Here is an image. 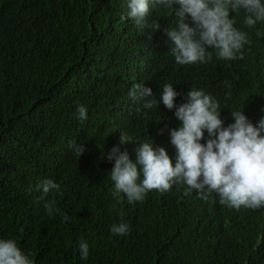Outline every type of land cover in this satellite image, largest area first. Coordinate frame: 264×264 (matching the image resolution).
Returning a JSON list of instances; mask_svg holds the SVG:
<instances>
[{
    "label": "trees",
    "instance_id": "obj_1",
    "mask_svg": "<svg viewBox=\"0 0 264 264\" xmlns=\"http://www.w3.org/2000/svg\"><path fill=\"white\" fill-rule=\"evenodd\" d=\"M128 3L0 0V240H15L31 264H264V207L237 210L182 181L129 203L124 193L113 197L115 161L107 158L119 146L132 160L145 141L176 162L170 131L182 121L159 105L145 108L148 97L133 102L135 85L159 101L171 84L186 92L181 104L203 90L219 102L224 127L235 111L254 125L264 118V22L247 29L242 59L180 65L167 35L176 4L150 0L149 22L161 24L152 32L128 17ZM210 138L205 130L200 142ZM45 179L60 190L41 200L35 187ZM53 200L59 211L50 216L44 203ZM120 223L127 235L111 232Z\"/></svg>",
    "mask_w": 264,
    "mask_h": 264
},
{
    "label": "clouds",
    "instance_id": "obj_2",
    "mask_svg": "<svg viewBox=\"0 0 264 264\" xmlns=\"http://www.w3.org/2000/svg\"><path fill=\"white\" fill-rule=\"evenodd\" d=\"M155 4L165 8L176 4L175 26L167 30V35L174 45L171 53L180 65L207 63L213 57L225 62L242 59L245 44L250 43L247 29L264 22V0H153ZM128 8V17L138 28L160 30V23L149 22L150 0H129ZM259 49L264 54V39ZM185 94L171 84L164 85L159 101L151 98L152 89L143 85L129 90L133 102L148 97L145 108L159 105L182 121V126L170 131V142L177 150L176 162L165 148L145 141L133 146V161L119 146L107 153V158L115 161L111 172L113 197L118 199L124 193L129 203L143 201L148 192L165 193L182 181L205 199L206 193L216 192L222 204L237 210L242 206L253 210L264 207V118L254 125L244 112L235 111L232 112L235 122L224 127L220 105L214 97L203 90L191 89L187 102L181 104ZM77 114L81 121L88 118L83 105L77 108ZM205 130L212 137L206 145L200 142ZM163 132L161 129L160 134ZM122 142H127L124 135ZM74 147L85 151L77 144ZM35 190H42L44 195L40 199L44 200L50 192H59L60 185L45 179ZM44 207L50 216L59 211L54 200L46 201ZM69 219L64 217L65 221ZM129 231L126 223L111 227L114 235H127ZM79 247L81 259L87 260V242L81 241ZM0 264H31V261L15 240L8 239L0 240Z\"/></svg>",
    "mask_w": 264,
    "mask_h": 264
}]
</instances>
